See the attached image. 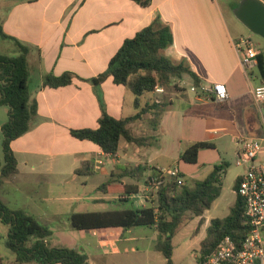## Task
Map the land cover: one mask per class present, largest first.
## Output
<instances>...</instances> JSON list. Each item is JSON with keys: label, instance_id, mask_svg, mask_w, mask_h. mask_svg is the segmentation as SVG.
I'll use <instances>...</instances> for the list:
<instances>
[{"label": "crops", "instance_id": "0c3cea01", "mask_svg": "<svg viewBox=\"0 0 264 264\" xmlns=\"http://www.w3.org/2000/svg\"><path fill=\"white\" fill-rule=\"evenodd\" d=\"M260 1L264 3V0ZM238 2L150 0L147 7H142L133 0H0L3 32L29 47L28 89L30 101H35L37 106L29 131L10 144L18 172L4 180L0 186V199L9 208L22 209L48 224L59 217L50 206L46 207L53 182L59 183L60 188L64 186L63 182L78 176L74 172L84 161L93 163V175L109 176L106 181L117 178L125 169L144 167L147 170L139 182L142 188L143 180L153 170L177 167L188 184L187 176L197 174L198 170L188 166L194 164L181 161L180 155L192 144L211 142L214 148L210 149L217 150L221 146L219 141L228 137L236 158L243 140L264 137V127L253 99V89L262 85L264 79L258 69L257 73L253 70L246 74L242 68L235 44L243 35L237 36L235 25L228 18L229 13L233 15ZM156 19L167 25L173 36L172 44L162 54L174 63H186L197 76L199 85L195 86L193 78L187 74L174 80L180 91L167 100L159 126L156 129L151 126L149 113L142 115V119L128 125L133 136L144 139L141 145L121 139L116 155L110 157L95 144L77 140L69 132L98 127L101 110L93 87L74 80L65 87L41 88V82L48 73L58 76L69 71L84 79L97 76L106 69L125 39L132 38ZM16 54L17 48L12 42L0 40V55ZM214 83L225 86L228 93L225 101L217 102L201 91L200 88ZM100 91L106 112L111 117L124 119L137 113L135 96L125 87L114 84L112 78L100 85ZM162 97V93L155 91L145 93L140 97L141 107L158 103ZM7 117L8 108L0 105V161L3 158L1 129ZM109 161L117 164L110 168ZM211 166L206 168L207 175L214 167ZM122 180L136 182L128 177ZM103 199L109 200L100 197L93 202L99 203ZM131 201L138 208L145 204L137 196ZM39 207L45 208L44 216L37 213ZM205 213L202 216L204 228L200 231H206L209 225ZM199 220L197 217L187 224L198 225ZM151 230L152 252L159 253L154 249L157 231ZM101 233L99 239L83 248L89 264H152L153 258L159 264H165L161 253L162 258L151 253L143 262L139 259V248H130L131 241L136 244L140 241L128 236L132 229ZM7 234L8 226L0 223V235H3L5 245ZM49 239L46 243L50 247H66L51 246ZM66 248L80 251L76 247ZM5 260L6 264H16L13 254H6ZM0 264H3L1 255Z\"/></svg>", "mask_w": 264, "mask_h": 264}, {"label": "trees", "instance_id": "16d2710c", "mask_svg": "<svg viewBox=\"0 0 264 264\" xmlns=\"http://www.w3.org/2000/svg\"><path fill=\"white\" fill-rule=\"evenodd\" d=\"M142 7H147L150 0H133ZM237 3V2H236ZM234 3V5H236ZM0 40L12 42L17 48L13 56L0 55V105L8 108L7 121L2 125V151L0 161V186L5 179L17 174V160L10 144L29 131L30 122L35 117L37 106L30 101L28 78L29 70L27 56L29 47L3 32L0 22ZM173 42L170 28L156 19L151 25L136 32L132 38L125 39L121 47L109 60L106 69L95 77L84 79L72 72L61 75L48 73L44 75L41 88H60L79 80L89 83L99 98L101 115L97 128L71 129L70 135L80 141H89L110 157L118 151L119 141L141 145L144 140L135 137L128 125L142 119V115H151V126L156 129L164 113L166 102H154L141 107L140 97L145 93L154 92L156 87L164 92L179 90L174 80L187 74L199 85L197 76L184 62L174 63L162 54L163 50ZM258 71L264 79V48L257 56ZM108 78L116 85H121L134 96V106L137 113L124 119H115L107 114L102 101L100 85ZM214 148L211 142H196L180 155V160L187 164H196L201 149ZM227 164L215 165L212 171L193 186L178 185L174 179L165 178L154 193L146 196L144 206L138 208L132 205L133 196L142 192L147 185V168L135 167L125 169L117 178H110L96 188V192L108 197L109 200H99V203H110L111 199L118 209L101 212H79L69 216L70 226L78 231L103 229H120L127 231L135 227H145L157 231L154 249L161 253L165 264H175L172 260V239L186 222L200 217L198 227L203 223V214L209 210L213 202L220 196L222 176ZM91 161H84L75 170V175L91 176L94 172ZM155 170H153L154 172ZM152 172V173H153ZM124 177L136 182L123 181ZM182 177H184L182 175ZM238 178L235 179L233 191L235 200L224 218H213L205 231V237L199 244L197 264L211 255L224 237H229L237 245L247 233L244 217V203L237 195ZM112 197V198H111ZM131 207L121 209L125 203ZM0 223L8 226L6 246L14 256V263L26 264H89L84 252L66 247H50L46 240L51 236V230L32 215L22 209H11L0 199Z\"/></svg>", "mask_w": 264, "mask_h": 264}, {"label": "rangeland", "instance_id": "374dc122", "mask_svg": "<svg viewBox=\"0 0 264 264\" xmlns=\"http://www.w3.org/2000/svg\"><path fill=\"white\" fill-rule=\"evenodd\" d=\"M228 18L235 25V33L237 36L243 35L244 37H249L257 50H262L264 48L263 38L250 33L240 22L235 19L232 13H229ZM254 73H257V70H254ZM178 91H180V89L175 90L174 92L162 93L163 97L161 100L167 103V100L173 96V93ZM219 142L221 143V146H219L217 150H212L210 148L201 149L197 163L194 165H188L194 170H198L197 174L187 176V182L189 186H193L196 181L202 180L207 175L208 170H206V168H208L209 165H212L211 167H213L218 165L219 162H225L228 165L225 174L222 176L221 194L213 203L211 209L208 210L204 215L207 222L213 218H224L228 215L229 208L233 205L235 200V193L233 191L234 181L236 177L242 172L241 167L236 165V158L233 156V146L229 138L225 137ZM219 158L220 160H218ZM121 162L122 161L119 163ZM213 162L215 164H213ZM163 163L165 165L168 164V162ZM113 164L116 165L117 163L114 161H109L108 163L110 168H112ZM200 169L202 170L199 171ZM108 177L109 176H103L99 173H95L94 175L88 177H71L62 183L64 186L61 188L59 183L53 182L50 202L48 205H46V207L48 208V206H50L52 210L56 211L59 217L56 220H50L48 224L39 220L41 223H45V225L51 230L52 234L49 239L51 246L63 245L66 247H76L83 252V248L87 247L90 242H95L96 239H99L102 236L101 232L120 231V229L78 231L73 229L69 223V216L72 213L83 211L101 212L118 209V206L114 203L113 199H111L110 203L93 202L95 198L105 197L104 195L96 192V188L101 183L106 181ZM79 203L81 205H79ZM81 206H84V208H80ZM130 207V202L120 206L121 209H127ZM37 213L44 216L45 208L39 207ZM187 223L189 222L184 223L173 239V261L175 264H197L196 259L198 257L199 242L205 235V229L200 231V229L204 228L203 224L198 227L194 222H191L190 224ZM0 236V255L3 264H6L5 255L8 254L11 256L12 254L6 248L3 235ZM128 236H130L131 239L137 238L140 240L137 244L135 241H131L132 243L130 248H139L140 251L137 256L140 260H142V262L147 259L146 257L153 253L151 249L153 232L151 229L145 227H135L132 228V233L128 234ZM153 254L160 256L159 258H162L159 253ZM133 255L135 256V253H133ZM150 263L159 264L158 260L155 258H153V261H150Z\"/></svg>", "mask_w": 264, "mask_h": 264}, {"label": "built area", "instance_id": "2783aa9c", "mask_svg": "<svg viewBox=\"0 0 264 264\" xmlns=\"http://www.w3.org/2000/svg\"><path fill=\"white\" fill-rule=\"evenodd\" d=\"M235 46L240 52V63L245 73L256 70L259 52L251 39L241 36ZM200 89L217 102L228 98L223 84L214 83L210 87ZM155 92L163 93L164 90L156 87ZM253 99L264 127V82L253 89ZM241 144L236 165L242 168V173L237 177L236 193L244 203L247 233L239 245L229 237H224L216 250L200 264H264V137L243 140ZM165 178L174 179L180 186L185 184L184 177L177 167H161L149 175L144 190L136 196L146 203V196L154 193Z\"/></svg>", "mask_w": 264, "mask_h": 264}, {"label": "water", "instance_id": "95a60500", "mask_svg": "<svg viewBox=\"0 0 264 264\" xmlns=\"http://www.w3.org/2000/svg\"><path fill=\"white\" fill-rule=\"evenodd\" d=\"M233 16L250 33L264 39V3L260 0H239Z\"/></svg>", "mask_w": 264, "mask_h": 264}]
</instances>
